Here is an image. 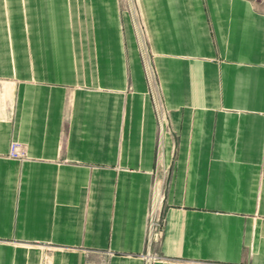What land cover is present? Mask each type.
<instances>
[{
    "label": "crops",
    "instance_id": "0c3cea01",
    "mask_svg": "<svg viewBox=\"0 0 264 264\" xmlns=\"http://www.w3.org/2000/svg\"><path fill=\"white\" fill-rule=\"evenodd\" d=\"M134 4L158 155L119 0H0V264H264V0Z\"/></svg>",
    "mask_w": 264,
    "mask_h": 264
},
{
    "label": "rangeland",
    "instance_id": "374dc122",
    "mask_svg": "<svg viewBox=\"0 0 264 264\" xmlns=\"http://www.w3.org/2000/svg\"><path fill=\"white\" fill-rule=\"evenodd\" d=\"M121 8L127 12L130 18V23L132 26L133 34L135 37V41L138 48L139 57L141 60V65L143 69V73L145 76L146 84H147V94L149 96L151 106L155 116V122L157 126V142H156V154L158 155L160 152V146L163 135L165 133H169L168 124H167V110L163 106V102L161 100L159 88L157 85V80L155 76L154 69L151 64V53L148 50L146 36L144 27L138 19V14L136 12V7L134 4V0H119ZM171 171L164 170L159 167L158 170V179L155 176V183L157 190H159V196H155V206L157 210V216L160 218L162 223V229H160V234L157 235L154 242L160 241L161 237L163 236V225H164V217H163V207L166 204V197L164 196L163 192V182L164 178H168ZM163 179V181H161ZM152 183V184H153ZM152 187V186H151ZM158 207V208H157ZM153 242V243H154ZM154 245L150 246L153 247Z\"/></svg>",
    "mask_w": 264,
    "mask_h": 264
},
{
    "label": "built area",
    "instance_id": "2783aa9c",
    "mask_svg": "<svg viewBox=\"0 0 264 264\" xmlns=\"http://www.w3.org/2000/svg\"><path fill=\"white\" fill-rule=\"evenodd\" d=\"M23 151L16 143H11L8 150V157L12 159L20 160L23 157ZM159 190H157L155 183L152 184L149 210L147 216V239H146V249L149 251L151 240H155L157 235L160 234V229H162V223L160 218L157 216V210L155 206V196H159ZM158 208V207H157Z\"/></svg>",
    "mask_w": 264,
    "mask_h": 264
}]
</instances>
